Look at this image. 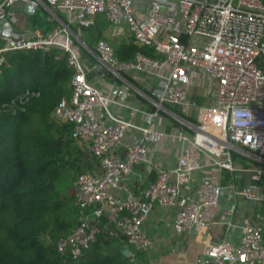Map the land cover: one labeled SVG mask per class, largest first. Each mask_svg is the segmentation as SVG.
<instances>
[{
    "label": "built area",
    "instance_id": "built-area-1",
    "mask_svg": "<svg viewBox=\"0 0 264 264\" xmlns=\"http://www.w3.org/2000/svg\"><path fill=\"white\" fill-rule=\"evenodd\" d=\"M17 1L67 11L82 28L93 26L98 14L113 26H125L135 43L153 46L159 57L137 53L132 60L119 61L113 46L99 39L94 49L107 72L121 77L129 70H153L160 78L150 93L156 110L162 104L196 108V121L184 120L194 129L191 137L183 136L189 145L181 149L174 167L157 168L141 196L122 185L121 179L136 164L150 162L153 146L162 138L152 127L157 111L147 114L146 125L127 144L124 157L114 153L123 144L129 122L114 117L107 122L97 115L108 99L88 81L82 58L69 39L60 40L66 28L31 34L17 29L19 11L9 9ZM170 2L174 5L169 11L165 8ZM5 18L22 38L1 39L0 66L5 63L2 54L8 50L59 47L67 53L66 62L73 72L71 95L61 99L54 116L72 123L73 137L98 160L95 171L81 172L74 181L80 222L71 233L58 238L59 252L78 255L96 240L101 230L99 218L117 190L122 196L116 199L118 214L112 221L133 248L150 247L143 222L154 206L177 205L173 230L191 233L205 224L204 208L218 205L223 189L220 183L201 177L195 191L189 192L186 185L192 173L202 168L204 155L210 156L211 164L234 171L237 156L244 161L250 181L240 187L228 186L230 196L253 201L258 210L243 224L237 244L224 240L207 244L192 264H264V0H149L143 18L138 17L134 0H0V21ZM192 70L210 79L211 105L198 106L186 94L184 86ZM37 96L38 90L26 88L17 101ZM233 211L234 205L211 224H230Z\"/></svg>",
    "mask_w": 264,
    "mask_h": 264
},
{
    "label": "trees",
    "instance_id": "trees-1",
    "mask_svg": "<svg viewBox=\"0 0 264 264\" xmlns=\"http://www.w3.org/2000/svg\"><path fill=\"white\" fill-rule=\"evenodd\" d=\"M57 15L68 22L60 13ZM95 19L110 24L102 14ZM53 28L47 24L42 32ZM81 29L90 38L96 26ZM96 36L95 43L106 39L101 33ZM110 44L119 61L132 60L137 53L159 57L153 46L137 44L133 37ZM66 54L59 47L2 54L0 264H151L145 250L129 245L104 215L99 218L101 230L96 240L80 254L57 250L58 238L71 233L80 222L72 183L79 173L93 172L98 165L92 152L73 137L72 123L54 116L61 99L71 95L73 72ZM26 88L38 90V96L19 103L17 98ZM65 174L71 175L63 188L59 180ZM262 234L264 239V224ZM125 250L133 256L126 255Z\"/></svg>",
    "mask_w": 264,
    "mask_h": 264
},
{
    "label": "crops",
    "instance_id": "crops-1",
    "mask_svg": "<svg viewBox=\"0 0 264 264\" xmlns=\"http://www.w3.org/2000/svg\"><path fill=\"white\" fill-rule=\"evenodd\" d=\"M148 1L134 0L139 18H143L144 8ZM173 5V2H170L168 8L165 9H169L170 11ZM66 20L78 27L69 14H67ZM60 21L67 28L68 25L61 19ZM94 25L96 26L97 33H101V36L106 38L105 40L109 43L114 42L119 44L132 37L125 26L117 27L112 24H105L96 19ZM17 29L28 34H31L33 31H42L35 29L31 25L28 26V24H24ZM91 55V58L81 57L87 70V79L108 99L105 106L97 110V115L107 122L111 121V117H114L127 121L130 124L125 132L123 144L114 149V153L124 157L127 144L131 142L132 137L139 132L140 128L146 125L147 114L157 111V114L153 118L152 127L162 133V138L159 143L153 146L150 162L136 164L121 179L122 185H126L136 195L141 196L148 182L155 178L157 168H171L176 165L181 149L189 145L183 139V136L191 137L194 134V129L187 124L179 125L176 122V116L179 115L172 111V109L163 107L162 110H156L150 93L158 86L160 78L153 70H129L122 72L121 77H115L105 71L103 66H99L101 63L96 53ZM195 72L198 71L192 70L190 74ZM190 96L198 106H209L213 103L212 97L207 99L202 96L196 98L194 94ZM175 107L190 119L195 118L194 110H187V108L185 109L179 106ZM184 120L190 121L189 119ZM235 159L237 168L234 171H229L211 164L210 156L204 155L202 157V168L192 173L191 180L186 185V189L189 192L195 191L201 177H206L220 183L223 189L219 204L204 208L203 221L205 224L196 226L191 233L178 234L174 232L172 225L178 209L177 205L169 207L154 206L152 208L143 222V227L151 239L150 247L145 250L149 263L192 264L207 244L218 243L223 240L232 244L239 242L243 224L258 210V206L255 202L246 200L241 196L234 198L230 196L228 186L235 185L240 187L250 181L249 172L243 170L246 165L242 161V158L235 157ZM261 186L264 190V174ZM121 196L122 192L117 190L114 192V200L106 203L103 215L107 216L110 220L118 214L115 209L116 199ZM233 205L234 211L229 216L230 224H211L212 221L218 219L221 212Z\"/></svg>",
    "mask_w": 264,
    "mask_h": 264
},
{
    "label": "rangeland",
    "instance_id": "rangeland-1",
    "mask_svg": "<svg viewBox=\"0 0 264 264\" xmlns=\"http://www.w3.org/2000/svg\"><path fill=\"white\" fill-rule=\"evenodd\" d=\"M49 8H50V10L46 6L39 5L36 8L35 13L31 16H28V15L24 14L22 11H19L18 12L19 13L18 14V21L15 25L17 26V28H20L22 25L28 24V26L31 25L35 29H38V30H42L43 28L46 27L47 24H52V26H54V27L66 28L62 24V22L60 21V18L58 17L57 14L60 13L64 18H67L68 12L56 10L55 8H52V7H49ZM65 24H67L68 26L66 28V31H64L62 33L60 40L62 41L67 37L69 39L71 47L73 49H75L76 51H78V53L80 54L81 57L91 58V56H92L91 54L96 53L95 49H94V43H95V39L97 37L96 36L97 30L95 29L93 32V36L89 38L88 32L82 30L81 27L76 26L73 28L72 24L71 23L69 24L68 22ZM3 42L4 41L0 39V43H3ZM184 87L186 90V94L190 97V99H191L190 95H192V94H194L196 98H198L199 96H202V97L207 98V99L210 98L211 94H212V84H211L210 79L207 76H205L199 72H195L192 74L189 73L188 82L185 84ZM191 101H194V99L192 98ZM175 106H177V105L162 104V107L160 109L162 110L163 107H168V108L172 109V111L177 113L179 116L183 117L184 119H189L190 122L196 121V117H197L196 108H194V107H190V109L187 108V110H194V112H195V118L190 119L187 115H185L183 112H181V110L176 109L177 107H175ZM187 112H189V111H187ZM176 122L179 125L180 124L186 125L184 120H180V119L176 118ZM70 175L71 174H65L60 178L59 185L61 187L65 188L68 186Z\"/></svg>",
    "mask_w": 264,
    "mask_h": 264
},
{
    "label": "water",
    "instance_id": "water-1",
    "mask_svg": "<svg viewBox=\"0 0 264 264\" xmlns=\"http://www.w3.org/2000/svg\"><path fill=\"white\" fill-rule=\"evenodd\" d=\"M47 8L50 10L49 7ZM9 9L12 12L22 11L24 14L28 16L33 15L36 11V7L34 5L23 3L22 1H17L13 3L12 5H10ZM21 38H22L21 34L15 30V28L7 18L2 19L0 21V39H11L13 41H17L20 40ZM99 66H102V64H100ZM104 70L107 71L105 68ZM176 117L180 120H184L180 116H176ZM124 253L126 255L130 254L128 250H125Z\"/></svg>",
    "mask_w": 264,
    "mask_h": 264
}]
</instances>
